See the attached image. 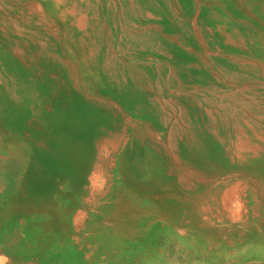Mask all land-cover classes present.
Here are the masks:
<instances>
[{"label": "rangeland", "instance_id": "rangeland-1", "mask_svg": "<svg viewBox=\"0 0 264 264\" xmlns=\"http://www.w3.org/2000/svg\"><path fill=\"white\" fill-rule=\"evenodd\" d=\"M0 254L264 264V0H0Z\"/></svg>", "mask_w": 264, "mask_h": 264}, {"label": "clouds", "instance_id": "clouds-1", "mask_svg": "<svg viewBox=\"0 0 264 264\" xmlns=\"http://www.w3.org/2000/svg\"><path fill=\"white\" fill-rule=\"evenodd\" d=\"M110 153L105 152V158L108 157ZM87 183L84 185L82 189L87 193V195L81 201L84 204L91 205L92 200L104 194L109 187V179L108 176L103 171H97L95 166L90 169L88 175L86 176ZM72 181L70 179L65 180L63 183L58 185V192L53 193V200H60V193H67L72 190L71 188ZM87 218V211L85 208H77L72 217V224L75 225L77 223L83 222ZM0 264H9V257L6 255L0 254Z\"/></svg>", "mask_w": 264, "mask_h": 264}]
</instances>
